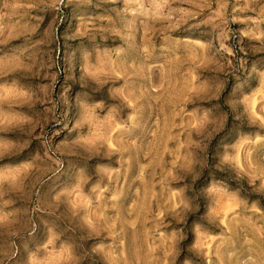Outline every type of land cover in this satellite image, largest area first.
Here are the masks:
<instances>
[{"label": "rangeland", "instance_id": "374dc122", "mask_svg": "<svg viewBox=\"0 0 264 264\" xmlns=\"http://www.w3.org/2000/svg\"><path fill=\"white\" fill-rule=\"evenodd\" d=\"M0 264H264V0H0Z\"/></svg>", "mask_w": 264, "mask_h": 264}]
</instances>
